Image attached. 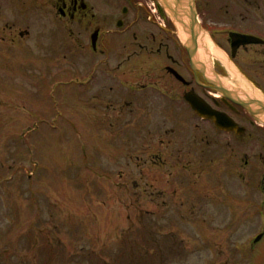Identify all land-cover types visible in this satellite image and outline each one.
Here are the masks:
<instances>
[{
    "label": "flooded vegetation",
    "instance_id": "af4514ba",
    "mask_svg": "<svg viewBox=\"0 0 264 264\" xmlns=\"http://www.w3.org/2000/svg\"><path fill=\"white\" fill-rule=\"evenodd\" d=\"M187 2L183 39L158 0H0V60L64 62L81 107L138 114V210L156 205L153 224L181 208L202 225L227 188L211 200L232 224L264 225V0Z\"/></svg>",
    "mask_w": 264,
    "mask_h": 264
},
{
    "label": "rangeland",
    "instance_id": "374dc122",
    "mask_svg": "<svg viewBox=\"0 0 264 264\" xmlns=\"http://www.w3.org/2000/svg\"><path fill=\"white\" fill-rule=\"evenodd\" d=\"M36 54L0 60V264H153L149 223L157 207L149 203L140 219L136 114L95 119L73 98L71 67ZM222 191L210 193L203 225L178 226L182 209L170 208L158 234L170 231L184 252L170 257L161 236L162 264H249V254L262 263L264 240L248 246L258 221L232 224L231 208L220 213L211 200L219 193L224 200ZM236 244L248 252H235Z\"/></svg>",
    "mask_w": 264,
    "mask_h": 264
},
{
    "label": "water",
    "instance_id": "95a60500",
    "mask_svg": "<svg viewBox=\"0 0 264 264\" xmlns=\"http://www.w3.org/2000/svg\"><path fill=\"white\" fill-rule=\"evenodd\" d=\"M164 7L170 11L171 16L175 21H177L181 26L185 27V30L188 32L189 29H195V22L193 21L190 14L185 13V3L181 0L179 1H173V0H160ZM170 3H173L176 5V9L178 11H174L173 8L170 6Z\"/></svg>",
    "mask_w": 264,
    "mask_h": 264
},
{
    "label": "trees",
    "instance_id": "16d2710c",
    "mask_svg": "<svg viewBox=\"0 0 264 264\" xmlns=\"http://www.w3.org/2000/svg\"><path fill=\"white\" fill-rule=\"evenodd\" d=\"M4 255H5V253H4ZM0 262L3 263V259L2 258H0ZM13 264H28V263H27V261L23 260V261H17V262H15Z\"/></svg>",
    "mask_w": 264,
    "mask_h": 264
}]
</instances>
